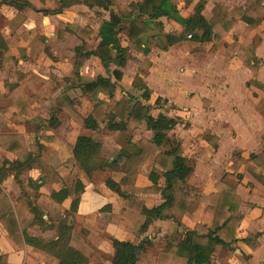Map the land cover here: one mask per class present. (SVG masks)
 Returning <instances> with one entry per match:
<instances>
[{
	"label": "crops",
	"instance_id": "0c3cea01",
	"mask_svg": "<svg viewBox=\"0 0 264 264\" xmlns=\"http://www.w3.org/2000/svg\"><path fill=\"white\" fill-rule=\"evenodd\" d=\"M61 1L0 0V113L9 112L8 110L13 106L26 109V114L16 112L14 114L10 113L11 116L0 117V135H21L28 150L31 143L38 139L41 143L39 151H41L43 161L36 164L34 168L25 171L20 177V182L14 175H11L1 185L13 208L18 205L22 209L28 210V198L33 193L30 179L38 180L39 183L43 182L37 204L44 212L43 217L47 220L50 219V223L55 226L53 229L46 231L40 229L38 225L28 226V233L45 240L57 238L59 222L65 220L74 226L71 220L74 216H77L84 221V225L79 230L74 226V229L76 233L82 236L84 242L77 240L78 235H76L73 238L74 245L89 257V264H113L115 249L112 240L109 243L108 237H111L110 239L116 237L125 240L128 233L119 227L117 223L109 220L111 213L121 212L122 205L118 201V194L107 188L105 181L107 178H114L118 181L123 178L124 173L120 170L122 162L121 158H118L119 152L122 149L131 147L133 143L142 137L152 138L154 132L147 127L146 121H143L133 131H116L128 134L124 137L126 140L124 143L123 141H115L117 149L113 156H106V158L114 160L117 163L116 165L97 170L90 175H87L78 164H75L71 170L67 169L61 172L56 170L57 167L65 165L71 157V152L66 145L69 143L74 144L79 135H89L96 140H100L103 143V150H105L107 138L113 134L105 123L101 124L98 130L86 128L84 119L92 107L81 118V123L74 117H68L66 120L59 118L57 120V117L53 114L55 120L51 118L50 121L43 122L44 119L34 112L33 103L35 102L38 105L50 104L51 102L57 105L60 102L61 107L67 109L73 102L67 94L71 89H79L82 96H86L92 101L95 99V97L85 94L82 90V84L75 76L71 75L74 68L73 62L76 60V49L83 43L81 36H86L85 32L80 31L78 33L77 29L79 27H91L93 33L89 42L96 47L101 40L99 34L101 24L104 20L110 19V11L98 5L89 6L85 3L73 4L63 8ZM206 1L203 14L207 18L211 16L212 9L216 4H224L232 9L234 7H245L247 3V0ZM196 5L191 7L188 13L180 14L184 17L189 16ZM112 8L114 9V7ZM96 10H104L107 14L100 17L101 21L97 24V28L96 25L87 21L91 17L90 14H94ZM77 11L79 13L76 16H80L82 20L75 16ZM161 20L164 23V32L180 28V25L168 23L165 17H162ZM84 21L86 22L84 23ZM93 22L96 23V20ZM246 26L245 21L239 20L225 37L213 34L210 41L200 43L197 47L190 45L193 49L201 52V55H204V52L210 46L213 48H210L211 52L206 59L214 65V73L211 72L209 78L200 76L197 81H193V83L196 82L195 84L192 83L188 86L171 80L167 71L169 67H175L177 63L185 62L183 58L179 59L172 54L169 56L173 49L177 50V47H181L178 46L179 44L170 46L167 51L154 47L149 54L140 52L151 63L149 66H143L140 70L136 68L134 72L128 67L130 56L127 61L128 64L126 63L127 66L124 67H119L114 62L106 67L96 55H92L84 64L85 66L89 61L98 60L106 68H109L112 64L115 65L112 71L108 69L111 74H99L111 78L112 82L117 84L115 99L120 98L126 92L141 97L142 90L133 84L134 78L140 76L152 89L151 98L146 101L151 105V113L155 106H172L171 101L173 99L175 105L180 103L187 107V110H185L187 114L190 113V108L195 119L200 122V127L195 126V123H193V126L200 130L199 137H194L192 134L185 135L182 128L186 126V123L184 124L178 116L180 123L169 132L171 138L180 139L183 155L195 159L194 172L189 177L188 183L199 192L210 194L217 191L216 183L223 177L236 181L237 192L242 198L240 210L244 214V219L238 230V237L245 238L249 235H257L259 242V246L253 248L245 240H239L233 256L227 259L226 250L223 249L219 255L213 257L212 262L215 264H264V186L261 183L252 182L251 177L247 174V169L250 166L256 167L251 158L252 155H258L264 150V88L251 83L252 80H256L264 85V64L259 66L256 73L247 65V60H264V14L259 26L245 36ZM119 37L122 45L129 48L128 35L124 30L119 33ZM72 43L73 49L71 48ZM180 45H183V48L186 49V45L189 44ZM35 50L42 52V58L33 60L35 57L39 58L37 54L29 59L28 56ZM63 50L65 53L62 52ZM12 66L17 67L15 71L11 69ZM83 67L80 73L84 82L92 81L99 76L87 80L84 77V71H82ZM115 69L122 71L123 78L121 80L116 79ZM12 71L15 72V76H13ZM241 72H247V75L242 76ZM7 78H9V81ZM154 79L161 81L168 88L177 90L182 99L179 100L153 88ZM178 85L181 88L176 89ZM27 88L32 94H28ZM189 90H191L192 96H190ZM59 93L61 95H58ZM162 95L164 98H168L169 101L164 99L166 104H156V99L158 97L162 99ZM96 97L106 102L111 100V97L104 91H99ZM192 97L198 100L195 109L188 103L182 102L183 100L186 101V98ZM68 111L69 114H72L70 109ZM160 112L169 117L177 118L175 115H170L175 112L172 108L170 109L171 113L163 107L159 109L156 115L152 114L157 116ZM17 120L23 122L27 127H31L33 130L30 132L33 134L28 131L13 130L12 125ZM52 121L55 123L54 125ZM105 126L109 130L107 133L111 134L101 136L99 131L101 132ZM44 128L51 130L45 131ZM61 129L64 130V133L60 132ZM175 134L180 138L176 137ZM207 134L218 137L217 148H214L213 144L205 139ZM50 138L53 141L55 140V143L59 140L57 153H53L47 159L44 153V143L47 144V139ZM167 145H165V148L169 147V145L166 147ZM195 149L197 151L194 152ZM55 154L61 157V160L56 163L53 161ZM235 154L242 159L238 171L231 168ZM17 158L18 154L0 145V161ZM45 164L52 165L49 167L50 172L57 175L58 182H48L39 177L40 173L45 171ZM153 166L154 160L140 168L136 182L138 186L145 187L152 184L149 173ZM256 170L259 169L256 168ZM196 172L197 175L200 174L197 178H195ZM75 173H78V177L73 181L71 178ZM101 173L105 176L103 181L98 184L96 179L98 174L101 175ZM26 174L28 175L25 182ZM78 179L82 180L86 186L84 192L80 194L78 210L71 212L76 194L70 195L63 202H58L52 195L64 186H73ZM100 184L104 187L102 193L95 190ZM159 185H165L164 178L159 180ZM18 186L22 188L19 194L22 193L25 197V203H20L19 194L15 195L18 192ZM140 196L149 207L159 205L164 200L163 196L158 193H142ZM109 204L112 212L101 211L104 206ZM100 212L108 214V218L105 219L106 223L101 230L103 233L105 232L106 238L99 233H95L93 228L92 219ZM214 213V205H207L201 217V223L210 226L213 222ZM191 219L189 216H183L178 223L174 219L155 220L142 235L139 237L133 236L135 243H139L144 238L149 240V242L144 243L142 250H138V255L141 258L137 264H158L160 250L165 249L168 243L173 240L184 239L187 232L193 230L195 221ZM186 221L188 224H186ZM52 231H55L54 236L50 235ZM7 233L8 231L0 220V264H59L58 258L51 255L47 256V253L43 251H40L41 254H39L29 244H24L23 248L20 249L15 248L7 238ZM167 264H176V262L170 260Z\"/></svg>",
	"mask_w": 264,
	"mask_h": 264
},
{
	"label": "trees",
	"instance_id": "16d2710c",
	"mask_svg": "<svg viewBox=\"0 0 264 264\" xmlns=\"http://www.w3.org/2000/svg\"><path fill=\"white\" fill-rule=\"evenodd\" d=\"M206 2L200 0L194 11L184 17L173 0H141L132 3L129 9L122 8L119 0L61 1L63 8L85 3L89 6L98 5L110 11V19L104 20L101 24L99 31L101 40L96 47L89 42L93 33L91 27L77 29L78 33L83 31L86 36H81L83 43L76 49V60L73 62L71 75L82 84L85 94L96 98L99 91H104L111 97L109 102L101 99L96 101L84 119L86 128L98 130L101 124L105 123L109 130L129 132L146 121L147 127L154 132L152 138L142 137L131 147L122 149L118 158H121L120 170L124 177L119 181L114 178H107L105 181L107 188L118 194V201L122 205L121 212L111 213L109 220L117 223L128 233L125 240L116 237L111 239L115 249L113 264H137L141 258L138 250H142L144 243L149 240L144 238L135 243L133 236L142 235L155 220L174 219L178 223L183 216H189L195 221L193 230L187 232L184 239L173 240L165 249L160 250L158 264H167L170 260H174L176 264H215L212 262L213 257L219 255L223 249L226 250V258H231L239 240H245L253 248L259 246L257 235L238 237L244 214L240 210L242 198L237 192L236 181L223 177L216 183L217 191L210 194L194 192V187L189 185L188 180L194 172L195 159L184 156L180 139H172L169 135V132L180 123V119L169 117L162 112L157 116L151 113V105L146 101L151 98L152 89L144 79L136 76L133 80L134 86L142 90L141 97L126 92L115 99L117 84L112 82L111 78L99 75L92 81L84 82L80 73L92 55L98 56L106 67L112 62L124 67L130 53L129 48L122 45L119 37L123 30L131 44L140 52L149 54L154 47L165 51L175 44H190L197 47L200 43L210 41L213 34L225 37L239 20L247 23L244 32L246 36L262 22L263 0H247L245 7L232 9L224 4H216L209 18L203 14ZM162 17L170 24L180 25V28L164 32ZM261 64H264V60H247V65L255 73ZM114 74L117 80L123 78L120 69H115ZM251 83L264 88V85L256 80H252ZM161 100V97H158L156 104H160ZM8 111L0 113V117L11 116L10 113L16 112L26 114L23 107L13 106ZM52 120H55L54 116ZM52 124L55 123L52 121ZM205 139L217 148V136L207 134ZM167 144L169 147L165 148ZM0 145L18 154L17 159L0 161V220L8 231L9 241L18 249L23 248L24 244H29L39 254L43 251L47 256L58 258L59 264H89V257L73 242L76 235L80 242H84V239L67 221L59 222L57 238L45 240L28 233V226L38 225L43 231L51 230L55 226L50 223V219L43 217L44 212L37 204L43 182L30 179L33 193L28 198V210L18 205L13 208L1 185L11 175L20 182V177L25 171L43 162L39 151L40 141L36 139L28 150L21 135H0ZM66 147L71 152V157L65 165L57 167L58 172L71 170L78 164L87 175H90L117 164L114 160L106 158L103 154V143L92 136L79 135L74 144L69 143ZM251 158L256 167L250 166L247 174L252 182L264 186V150L258 155H252ZM152 160L154 166L149 173L152 184L138 186L136 182L140 168ZM241 164L242 159L235 154L231 168L238 171ZM161 178L165 179L164 186L159 185ZM85 186L83 181L78 179L73 186H64L60 191L53 193L52 197L58 202H63L70 195L76 194L71 206V212H76L80 194L84 192ZM142 193H158L164 200L159 205L149 207L140 196ZM209 204L214 205L215 213L212 224L207 226L201 223V217ZM101 211L112 212L111 205L104 206Z\"/></svg>",
	"mask_w": 264,
	"mask_h": 264
},
{
	"label": "rangeland",
	"instance_id": "374dc122",
	"mask_svg": "<svg viewBox=\"0 0 264 264\" xmlns=\"http://www.w3.org/2000/svg\"><path fill=\"white\" fill-rule=\"evenodd\" d=\"M135 1H139V0H119V5L121 7L123 6L124 9H126V8L128 9V7L130 8L131 4L134 3ZM173 1L177 4L180 13L186 14L191 9V7L196 5L200 0H173ZM78 13H79V11L75 12V16L78 15ZM105 15H107V14L104 10H96V12L94 14H90L91 17L87 21L91 22L93 25H96L95 27L97 28V24L101 21L100 17H104ZM73 17H74V14H73ZM76 17L79 20H82L80 16H76ZM94 20H96V23L93 22ZM85 22L86 21H84V23ZM128 46H129V50H130V59L128 61V63L130 62V64L128 65V67H130L131 71L134 72V70L136 71V68H139V70H140L143 66H145V67L149 66V64L151 62L147 58H144V56L141 54L142 52L140 53V51L137 49V47L135 45H133L129 42ZM178 46H181V47H177L178 48L177 50L173 49L174 51L172 50V52L169 53V56H171V54H172L173 56H176L179 59L183 58L185 60V62L184 63L183 62L177 63L175 65V67H169V69H167V71L169 73V77L171 80H173L175 82L183 83L184 85L188 86V85L192 84L193 81H197V79H199L200 76H206V78L211 77V72L214 73V70H213L214 65L212 64L211 61L206 59L208 57V54L211 52V50H210L211 46H210V48H207V50L204 52V55H201L200 54L201 52H199L198 50L193 49L190 46V44L186 45V49L183 48V45L179 44ZM71 48L73 49V43L71 44ZM211 49H213V48H211ZM62 52L65 53L64 50ZM37 54H38L39 58L35 57V58H33V60H37V59L42 58V56H41L42 52H40L39 50H35V52L31 53L28 56V58L31 59L32 56H35ZM164 55H167V54H164ZM231 56H233V55H231ZM114 67H115V65L112 64V65H110L109 68H106L98 60H92V61H89L83 67L82 71H84V73H85L84 77L87 80L88 79L91 80V79L96 78L99 74H102V75L111 74L108 69H110V71H112ZM16 68L17 67L12 66L11 69L15 71ZM215 72H216V70H215ZM12 73L14 74L13 76H15V72L12 71ZM241 73H242V76L247 75V72H241ZM7 80L9 81V78H7ZM195 83L196 82H194L193 84H195ZM152 84L154 86L153 88L161 91V93L172 95L173 97H175L179 100L182 99L179 96V93L177 90H173L171 88L166 87L165 84L162 83L161 81L154 79ZM179 88H181V86L179 87V85H178L176 89H179ZM26 91L28 92V94H32L29 92L28 88L26 89ZM60 93L58 95H61ZM189 93H190V96L193 95L191 93V90H189ZM67 94L70 96V98L73 101L70 104L71 106L68 107L67 109L62 108L60 102L57 103L58 106L54 102H51L50 104H44V105H38L35 102V103H33L34 112L36 114L40 115L41 118L44 119L43 122L50 121V119L54 115L57 117V120H59V118L62 120L63 119L66 120V118H68V117H74L75 119L79 120V122L81 123L80 120H81V118L84 117L87 110L92 107L93 103H96V101L98 99H100V98L96 97L93 100L94 101L93 102L91 99L86 98V96H82L81 91L79 89H71L67 92ZM55 97H57V96H55ZM164 99H167L169 101L168 98H164V96L162 95V100H161L162 105L166 104L164 102ZM186 99H187L186 101L183 100L182 102L185 104L188 103L189 105H191V107L193 109H195V107H197V101L198 100L195 97L186 98ZM171 102H172V106H170V107L175 110V112H172L174 114H172L170 112L171 108L167 107V105L163 106V107L166 108V110L171 113L170 115H175L176 117L178 116L182 119L184 124L186 123V126L185 127L183 126V128H182L184 131L183 133L185 135L186 134H192L194 137H199L198 135H199L200 130L198 128H196L195 126H199L200 122L197 119H195L193 112H191V109L189 108L190 113L187 114L186 113L187 111H185V110H187L186 106H184L183 104H180V103H178V105H175L173 103V99ZM163 107H156L155 106L152 109V113L156 115L158 113L159 109H161ZM68 109H70L72 111V114H69ZM263 114H264V111H263ZM22 123L17 120L15 122V124L12 125L13 130H15V131H28V132L33 130L31 127L29 128V127H27V125H25L24 123L22 124ZM193 123H195V126H193ZM211 123H212V121H211ZM44 129H45V131L51 130L48 128L47 129L44 128ZM108 131L109 130L105 126V128H103L101 130V132L99 131V133L101 136H104L105 134L113 133V134H111L112 136L110 135L107 138V144H106V149H105L106 151L103 150V154L105 156L112 157L113 154L115 153L116 149H117L115 141H120V142L123 141V143H124V141H126L124 139V137H126L128 134L127 133H119L116 131H111V133H107ZM60 132L64 133V130L61 129ZM30 133L33 134L32 132H30ZM114 133H118V134H114ZM140 134H143V133H140ZM46 135L48 136V134H46ZM175 135H176V137L180 138L179 136H177V134H175ZM49 137H53V136H49ZM172 138H174V137H172ZM58 140L55 143L54 142L55 140L53 141V139L50 138V139H47V141H48L47 144L44 143V153H45L47 159L50 158L53 155V153H57ZM53 142H54V144H53ZM166 147H168V145ZM195 151H197V149H195L194 152ZM59 160H61V157L58 154H55V156L53 158L54 163H56ZM45 163H46V161H45ZM51 166L52 165L45 164V167H44L45 171L40 173L39 177L43 178L45 181L55 183V182H58V179H57V175L55 173L50 172L49 167H51ZM27 175L28 174H26L25 182L27 179ZM199 175L200 174L197 175V172H196L195 178H197V176H199ZM104 176H105V174H102V173H101V175L98 174L97 179H96V183H98V184L101 183L103 181ZM115 176L117 177V175H115ZM77 177H78V173H75L71 179H73V181H74V179H76ZM214 178H215V176H214ZM20 186H18V192H17V194H15L16 196L20 193V190L22 189V188H20ZM102 186L103 185L100 184L98 187H96L95 190L102 193V190L104 189V187H102ZM22 187H23V185H22ZM194 189H195L194 192L198 191L196 188H194ZM16 196H14V197H16ZM19 198H20V200L19 199L18 200L20 201V203H25V197L22 195V193L19 194ZM59 211H61V210H59ZM107 218H108L107 213L100 212V213H97L92 219L93 228L95 229L94 232L103 235L105 238L107 236H106L105 232L103 233L101 230H102L104 224L106 223L105 219H107ZM71 221L74 223V226H76V228L78 230L80 228H82L84 225V221L77 216H74V218ZM186 224H188L187 221H186ZM50 235L54 236L55 231H52ZM110 238L108 237L109 243L111 242Z\"/></svg>",
	"mask_w": 264,
	"mask_h": 264
}]
</instances>
